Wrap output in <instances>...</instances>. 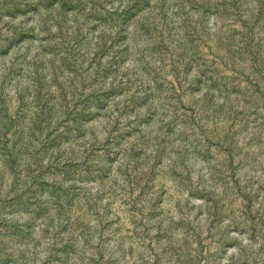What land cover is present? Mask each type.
I'll return each instance as SVG.
<instances>
[{
  "label": "rangeland",
  "instance_id": "obj_1",
  "mask_svg": "<svg viewBox=\"0 0 264 264\" xmlns=\"http://www.w3.org/2000/svg\"><path fill=\"white\" fill-rule=\"evenodd\" d=\"M0 264H264V0H0Z\"/></svg>",
  "mask_w": 264,
  "mask_h": 264
}]
</instances>
